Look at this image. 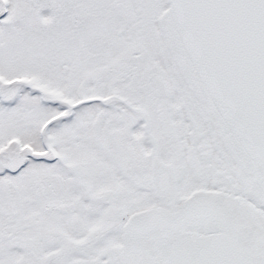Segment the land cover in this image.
Instances as JSON below:
<instances>
[{
    "label": "snow or ice",
    "instance_id": "snow-or-ice-1",
    "mask_svg": "<svg viewBox=\"0 0 264 264\" xmlns=\"http://www.w3.org/2000/svg\"><path fill=\"white\" fill-rule=\"evenodd\" d=\"M0 264H264V0H0Z\"/></svg>",
    "mask_w": 264,
    "mask_h": 264
}]
</instances>
